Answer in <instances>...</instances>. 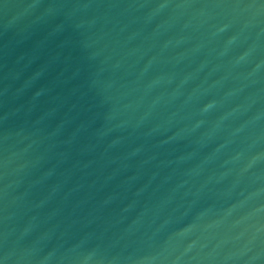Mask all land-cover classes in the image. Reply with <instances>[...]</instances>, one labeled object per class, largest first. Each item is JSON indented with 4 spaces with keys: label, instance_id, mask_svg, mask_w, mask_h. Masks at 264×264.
Returning <instances> with one entry per match:
<instances>
[{
    "label": "water",
    "instance_id": "water-1",
    "mask_svg": "<svg viewBox=\"0 0 264 264\" xmlns=\"http://www.w3.org/2000/svg\"><path fill=\"white\" fill-rule=\"evenodd\" d=\"M0 264H264V0H0Z\"/></svg>",
    "mask_w": 264,
    "mask_h": 264
}]
</instances>
